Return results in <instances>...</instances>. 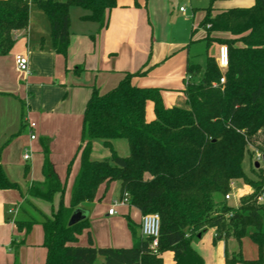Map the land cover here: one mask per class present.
Masks as SVG:
<instances>
[{
    "label": "trees",
    "instance_id": "16d2710c",
    "mask_svg": "<svg viewBox=\"0 0 264 264\" xmlns=\"http://www.w3.org/2000/svg\"><path fill=\"white\" fill-rule=\"evenodd\" d=\"M30 2L47 16L53 49L67 56L70 44L72 7L90 13L82 18L102 27L117 0H0V55L14 48V33L30 25ZM204 29L202 41L226 46L229 65L220 69L217 58L208 56L205 66L187 67L186 107L167 109L158 89L139 88L135 76H146L147 67L128 74L110 92L94 90L89 99L82 128V143L77 151L80 167L75 177L69 205H65L63 182L44 149V181L29 187L27 196L48 203L57 194L60 205L51 216L41 220H17L19 233L29 235L34 225L44 229L45 264H164L162 255L173 254L174 264H205L193 248L194 240L212 230L214 243L236 240L239 246L249 236L260 249V258L245 260L241 253L226 254L225 264H264V167L244 163L254 152L264 156V0L251 6L206 9L196 30ZM225 34L226 37H218ZM225 83L221 84V79ZM148 104L153 105L154 120H147ZM126 140L130 153L119 156L113 141ZM102 142L110 158L92 160L93 144ZM29 175L26 169L25 176ZM69 175V173H68ZM113 182L121 185V197L128 194L130 205L142 215L158 214L161 231L158 253L151 249L152 239H137L131 248H100L71 245L89 227L88 219L69 226L73 213L98 199ZM243 182L253 192L241 195L236 204L225 196L231 184ZM21 191L0 164V191ZM246 193V191H245ZM29 202V201H28ZM134 235L136 224L128 220Z\"/></svg>",
    "mask_w": 264,
    "mask_h": 264
},
{
    "label": "crops",
    "instance_id": "0c3cea01",
    "mask_svg": "<svg viewBox=\"0 0 264 264\" xmlns=\"http://www.w3.org/2000/svg\"><path fill=\"white\" fill-rule=\"evenodd\" d=\"M88 15L87 11L80 16L79 25H74L71 20L66 57L53 49L50 23L38 30L28 27L22 37L18 36L22 31L15 32L14 48L8 55H0V164L8 178L21 187V191H0V264H45L47 251L43 247V227L40 225L42 231L34 227L25 236L17 231L15 222L23 208L21 202L38 209L42 218L49 211L47 202L27 195L23 198L22 195L32 185L44 181L40 171L42 173L45 147L50 150V159L61 180L69 183L71 177V194L80 167L76 153L82 143L83 117L94 90L105 95L126 75H134L147 67L150 69L148 75L135 76L132 84L139 88L158 89L167 109L186 107L187 67L198 64L191 58V45L195 42L192 30L199 25L192 24L189 38V20L180 17L173 20L168 0H117L116 7L107 12L102 27L82 20ZM82 24L88 29L83 30ZM20 55L28 58L30 74L18 69L16 57ZM183 102L185 105L181 104ZM23 103L29 106L26 114L23 113ZM154 118L153 105L148 104L147 120ZM29 123H34L35 128L30 129ZM25 126L29 127L30 137L23 141L20 134ZM31 135L36 138L31 139ZM126 143L113 141L117 153L118 146L128 150L122 157L130 153ZM25 153H31L29 160L24 159ZM98 155L104 159L111 156L102 142L93 144L91 157L96 160ZM26 169L29 170L27 177ZM240 188L242 192L248 191L247 187ZM106 192L102 186L98 199L105 197ZM252 192L253 189H249V194ZM70 194L67 201L64 200L66 206ZM19 197L23 199L19 200ZM261 203H264V197ZM17 205H20L18 210L14 209ZM122 206L121 213L126 215L127 224L115 218L117 210L115 215H107L108 223L98 222L95 213L89 214V227L71 245L88 246L91 238L95 247H133L137 239L143 238V215L130 204ZM57 209L52 208L50 216ZM26 211L23 212L25 215ZM128 220L136 224L134 235ZM138 228L140 237L136 232ZM231 240L227 244H217L228 251ZM169 254L170 264H174L173 254ZM233 254L236 252L230 256Z\"/></svg>",
    "mask_w": 264,
    "mask_h": 264
},
{
    "label": "rangeland",
    "instance_id": "374dc122",
    "mask_svg": "<svg viewBox=\"0 0 264 264\" xmlns=\"http://www.w3.org/2000/svg\"><path fill=\"white\" fill-rule=\"evenodd\" d=\"M31 1V0H29ZM169 2V8L172 12V18L173 20L177 17L188 19L190 24V31H189V38L191 34V26L194 24L196 27L202 22V20L205 17L206 9L212 6L213 14L216 13L218 9H227L231 8L233 6H251L254 2V0H168ZM180 8H184L187 13H181ZM87 11L80 7H72L70 10L71 20L74 22V25L78 24V19L80 16L86 14ZM49 23V20L45 13L40 10V8L36 4H32L30 2V28H34L36 30L42 29V27H46V24ZM175 23V22H174ZM82 29H88V26H85L82 24ZM24 35V32L22 31L20 34H18L19 37H22ZM206 36V32L204 29L200 28L198 29L194 34V43L191 45V58L193 63H198L202 66H205L206 59L208 56H214L217 58L219 49L221 45L219 44H213L211 47L207 49V45L202 39ZM218 37H226L225 34H220ZM201 40V41H200ZM185 105V103H181ZM23 113L26 114L29 111V106L25 103L22 104ZM29 127L25 126L24 130H22V133L20 134L21 140L25 141L29 139ZM124 142L125 145H127L125 140H119ZM97 143V142H95ZM119 156H124V152L128 151L127 149H123L122 146H118L117 149ZM106 152H109L106 150ZM26 154V153H25ZM129 154V153H128ZM77 155V153H76ZM29 156L31 157V153H29ZM75 154H73V157ZM127 156V155H126ZM72 157V158H73ZM92 160H94L93 157H91ZM98 159L96 160H103L105 157H102V155L97 156ZM74 159V158H73ZM255 157L253 156L252 161L250 160L249 156H247L246 161L244 163V169L247 173L251 172V164L254 165L255 163ZM261 167H264V163H261ZM40 174L42 175L41 171ZM71 177H69V183L66 182V192L64 194V200L67 201V196L69 193V190L71 188ZM239 185V187L244 186L248 188V191H246L249 194V189H252L249 185L238 182L236 183ZM243 194L245 192H242ZM241 193V194H242ZM106 196L102 199H98L92 203H86L83 206H81L79 209L83 210L86 214L87 219L89 218V214L95 213L98 222H107L109 217L108 215V209L109 207H115V209L118 211V214L115 218L124 220L127 224L126 215H123L121 213V210L124 206H122L120 203L122 201L121 198V185L119 182H114L105 193ZM23 198L26 196V192H23ZM22 197H19V200ZM61 195H56L54 197V200L51 203H46L48 206V214L46 216H50L52 208L57 209L61 202ZM24 201V200H23ZM23 205H21L23 208L21 211H19V219L18 220H41L40 211L38 209L31 207L27 202H21ZM228 203L236 204V199L228 201ZM130 200L128 199L125 206H129ZM20 205L15 206L14 209H19ZM24 210H27V215H25L23 212ZM87 210V211H86ZM110 220V219H109ZM108 223V222H107ZM35 228L40 229L42 231V227L40 225H34ZM33 227V228H34ZM137 236L140 237V230L137 229ZM193 248L203 257L205 264H225V254H231L233 251L238 254L241 253L242 257L247 261H253L260 258V249L258 245L249 237L246 236L243 240L241 245L239 246L238 242L236 240H231L228 251H225V247L221 246V244H215L214 243V233L213 231H209L206 233L202 239L194 240L192 243ZM222 250V253H221ZM164 264H170L171 263V256L169 252H166L162 256ZM262 258L264 262V250L262 253ZM238 264H246V263H238Z\"/></svg>",
    "mask_w": 264,
    "mask_h": 264
},
{
    "label": "built area",
    "instance_id": "2783aa9c",
    "mask_svg": "<svg viewBox=\"0 0 264 264\" xmlns=\"http://www.w3.org/2000/svg\"><path fill=\"white\" fill-rule=\"evenodd\" d=\"M29 1V0H28ZM180 11H185L184 8H181ZM16 64L17 67L20 71L26 73V74H30V67H29V60L27 57L25 56H17L16 57ZM217 64L219 65L220 69L222 70H226L228 68L229 65V51L228 48L226 46H221L218 52V56H217ZM221 84L225 83V78L221 79ZM30 129L35 128V124L34 123H29ZM36 137L34 135H31V139H35ZM254 157H255V162L256 163H263L264 160V156L258 152L255 151L254 152ZM24 159L25 160H29L30 156L29 153H26L24 155ZM241 188L239 187V185H237L236 183H232L231 184V191L225 196V199L227 201L230 200H234V199H238L241 196ZM262 196L260 198V202H262L263 200ZM128 199L130 200L128 194H125L122 197V201H121V205H125L128 201ZM9 213H13V211H9ZM116 214V209L115 207H112L111 209H109L108 211V215L109 216H113ZM160 231H161V220H160V216L158 214H147V215H143L142 219H141V232H142V236L143 238H150L152 239V244H151V249L154 253H158V246H159V239H160Z\"/></svg>",
    "mask_w": 264,
    "mask_h": 264
},
{
    "label": "water",
    "instance_id": "95a60500",
    "mask_svg": "<svg viewBox=\"0 0 264 264\" xmlns=\"http://www.w3.org/2000/svg\"><path fill=\"white\" fill-rule=\"evenodd\" d=\"M263 163H264V160H263ZM255 167L258 169L260 167V163H256ZM86 218L87 217H86L85 212L83 210H81V209H77L73 213V215H72V217H71V219L69 221V226H73V225L81 222L82 220H84Z\"/></svg>",
    "mask_w": 264,
    "mask_h": 264
}]
</instances>
